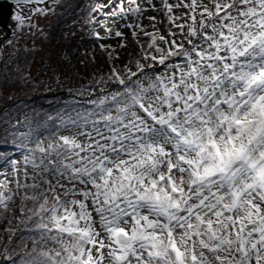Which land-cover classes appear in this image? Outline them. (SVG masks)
<instances>
[{"label":"snow or ice","instance_id":"snow-or-ice-1","mask_svg":"<svg viewBox=\"0 0 264 264\" xmlns=\"http://www.w3.org/2000/svg\"><path fill=\"white\" fill-rule=\"evenodd\" d=\"M14 3L13 47L65 0ZM86 23L108 71L84 99L0 112V264H264V0H91Z\"/></svg>","mask_w":264,"mask_h":264},{"label":"rangeland","instance_id":"rangeland-1","mask_svg":"<svg viewBox=\"0 0 264 264\" xmlns=\"http://www.w3.org/2000/svg\"><path fill=\"white\" fill-rule=\"evenodd\" d=\"M71 1L73 0H65V3L59 7H57V14L58 12L60 13V11H62ZM91 3V0H89L88 5H86V9L85 10H89V5ZM24 7V11L25 13H27L28 11V7L29 6H23ZM20 6L17 7L15 14L18 12ZM14 14V15H15ZM56 15H51L49 17H47L46 19H40L39 23L40 26L43 28L44 33L46 34V36L42 37L39 34L35 35V36H26L24 39H21L19 41L18 44L15 45V47H13V45H9L6 44L4 42L0 43V48L3 49V58L2 61L0 63V68H3L5 66V64H7V58L10 55V52H15L18 50H29V55L31 56V62H30V71L32 73L33 79L31 80V84H30V90H31V94L33 95L30 101H39L40 100V93L41 92H45L46 94L49 95H56V94H60L62 93V91H66L68 93H64V95L68 94L70 96H73L69 93V89L73 90V92L78 89V88H82V86L87 85L88 82L85 81V84H82V82L80 80H75V72L73 74L74 68L72 66H69V64H65V68H63L61 71H59L58 73H56L54 69H52V67H50V63L47 62V66H45V61H42V56H43V52H44V48H46L45 43H44V39H46L49 30L52 28L53 24L56 22ZM103 19V18H101ZM87 21V13H84L83 15H77L76 16H70V19L67 21H63L61 23H59L58 26V30H60V32L63 33V35L68 36V33L71 34L72 36H74V41H73V45L72 48H75L76 45L81 44V50L80 53H84L85 54V58H84V64H85V71L82 72L84 75H86V78L89 79V74L91 76H93L95 73H97V70L95 68L94 71L91 72L90 70V62L91 59L89 57V53H91V49H95V53H96V60L94 61L95 63L98 64H105L104 58L102 57V54L100 53L99 48L97 47V41L93 38L92 36V32L94 30V26L89 25L88 23H86ZM122 23V22H121ZM145 23H147V21H145ZM109 26H111L109 24ZM117 27H119V25H117ZM15 28V32H17V26L14 27ZM91 30V31H90ZM95 30L101 31V33H103V29L102 28H96ZM1 34H3V32L0 30V36ZM18 35V33H17ZM17 39V36H15L14 40ZM135 46L133 44H131V38L129 37V52H131L133 55L135 54L134 52ZM129 52H125L122 55V59H124V61L128 58ZM57 65H62V63L60 64H56L54 66L55 69H57L59 66ZM40 69H44L43 72L40 71ZM29 70V69H28ZM96 71V72H95ZM44 74V76L46 75L48 78L47 81V85H51L52 90L48 91L47 89H44L42 86V81H40V76L41 74ZM59 77L60 79V84L57 85L54 80L56 77ZM19 86H5L3 89V94L0 95V109H2V105L6 102H9V106L12 104L13 105V101L19 99V97H22L25 95V87L27 86L26 83L24 81H20ZM22 85V86H21ZM46 85V86H47ZM67 96V95H66ZM68 97V96H67ZM74 99L77 100H82L84 99L83 97H79V96H73ZM70 98V97H69ZM73 99V98H70ZM6 109H2L0 110L2 113H4ZM33 112H31L30 114H32ZM25 113L20 114V116H18V119L23 120V116ZM28 115H30L29 113H27ZM15 114H10L8 115V117H15Z\"/></svg>","mask_w":264,"mask_h":264},{"label":"trees","instance_id":"trees-1","mask_svg":"<svg viewBox=\"0 0 264 264\" xmlns=\"http://www.w3.org/2000/svg\"><path fill=\"white\" fill-rule=\"evenodd\" d=\"M89 0H73L71 1L60 13L58 12L56 16V22L53 24L52 28L49 30V33L44 39V43L46 48H44L42 61H45V66H47V62L50 63V67L52 69L56 70L55 72L58 73L63 68H65V64H69V66H72L74 68L73 74L75 72V80H80L82 84H85V81L89 83V81L92 79L93 76L89 74V79L86 78V75H84L82 72L85 71V64H84V58L85 54L80 53L81 44H78L75 46V48H72V43L74 41V36L68 33V36L63 35L62 32H60L61 29L58 30L59 23L63 21H67L70 19V16H76L77 15H83L84 13H87L88 11L86 9V5H88ZM91 31V30H90ZM29 50H18L15 52H10V55L7 58V68L8 71L12 73V79L8 82L7 86H19L20 80L17 79V74L13 71L17 66H19L21 69H24L25 71H28V68L26 66L30 65L31 62V56L29 55ZM92 52V49H91ZM67 57V59H65ZM103 57V55H102ZM104 58V57H103ZM2 59H0L1 63ZM105 64H98L91 60L90 62V70L91 72L97 70V72H107L108 71V63L106 62L104 58ZM121 62H124V59L121 60ZM59 66L57 69L54 68L56 64ZM96 72V71H95ZM40 81H42V86L44 89H46L48 78L47 76L42 73L40 76ZM25 95L22 97H19V99L13 101V105L9 106V102H6L2 105V109L8 107L4 113L8 115L15 114L16 116L14 118H18L20 114L22 113H31L33 110L37 111H49L54 112L57 108L61 107L64 102L66 101H73L77 99H70L64 93H68L66 91H62L60 94H54L49 95L45 92H41L40 94V100L37 101H30L32 98V94L30 93V84L31 81L25 82ZM87 83V84H88ZM22 86V85H21ZM31 98V99H29ZM1 108V107H0ZM0 109V110H2ZM34 113L30 114L33 115Z\"/></svg>","mask_w":264,"mask_h":264},{"label":"water","instance_id":"water-1","mask_svg":"<svg viewBox=\"0 0 264 264\" xmlns=\"http://www.w3.org/2000/svg\"><path fill=\"white\" fill-rule=\"evenodd\" d=\"M17 7L19 6L15 5L14 0H0V30L6 34V36L3 37L4 39L0 41H3L4 43L7 39H10L13 36L12 33L15 32L14 27L17 23L13 17ZM66 95L70 98H74L73 96H70L68 94ZM8 107H6L5 109H7Z\"/></svg>","mask_w":264,"mask_h":264},{"label":"flooded vegetation","instance_id":"flooded-vegetation-1","mask_svg":"<svg viewBox=\"0 0 264 264\" xmlns=\"http://www.w3.org/2000/svg\"><path fill=\"white\" fill-rule=\"evenodd\" d=\"M16 26H17V24H16ZM4 36H6V34L5 33H3V34H1V36L0 37H4ZM14 38H15V36H12L10 39H13L14 40ZM3 41H0V43H2ZM6 43V42H5ZM7 44V43H6Z\"/></svg>","mask_w":264,"mask_h":264}]
</instances>
